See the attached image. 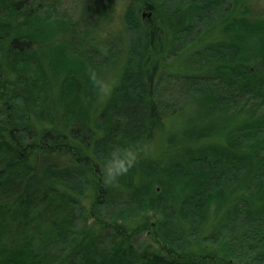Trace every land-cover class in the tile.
I'll return each instance as SVG.
<instances>
[{
  "label": "trees",
  "instance_id": "16d2710c",
  "mask_svg": "<svg viewBox=\"0 0 264 264\" xmlns=\"http://www.w3.org/2000/svg\"><path fill=\"white\" fill-rule=\"evenodd\" d=\"M78 2L0 0V264H264V0Z\"/></svg>",
  "mask_w": 264,
  "mask_h": 264
},
{
  "label": "clouds",
  "instance_id": "9594fccd",
  "mask_svg": "<svg viewBox=\"0 0 264 264\" xmlns=\"http://www.w3.org/2000/svg\"><path fill=\"white\" fill-rule=\"evenodd\" d=\"M101 51L106 52L104 49H101ZM87 75L98 96L103 98L111 96L113 89L116 87V81L100 79L96 71L91 68L87 70ZM142 151H144L143 147L114 146L101 171L103 184L105 186H117L119 178L127 175L138 163Z\"/></svg>",
  "mask_w": 264,
  "mask_h": 264
},
{
  "label": "rangeland",
  "instance_id": "374dc122",
  "mask_svg": "<svg viewBox=\"0 0 264 264\" xmlns=\"http://www.w3.org/2000/svg\"><path fill=\"white\" fill-rule=\"evenodd\" d=\"M80 1V0H78ZM77 0H75L74 5L77 7H80V3ZM122 1L120 3V7L117 11V14L114 18V26L118 29H121L120 25H121V13L125 7V3L127 2V0H119ZM79 11V9L77 10ZM111 77V76H110ZM109 77V78H110ZM177 129V125L175 126ZM174 127H168V126H163L162 128H160L158 134L156 135L155 140H153L149 150V155L150 156H158L166 151H168V149L170 148L169 144L166 143V140L168 138V136H170L171 134L175 133L176 129H173ZM173 132V133H172Z\"/></svg>",
  "mask_w": 264,
  "mask_h": 264
}]
</instances>
